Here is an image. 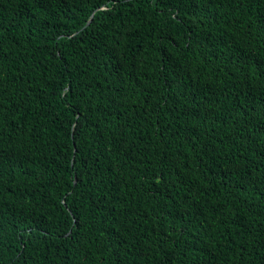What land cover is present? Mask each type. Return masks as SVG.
<instances>
[{"label":"trees","instance_id":"1","mask_svg":"<svg viewBox=\"0 0 264 264\" xmlns=\"http://www.w3.org/2000/svg\"><path fill=\"white\" fill-rule=\"evenodd\" d=\"M0 264H264V0H0Z\"/></svg>","mask_w":264,"mask_h":264}]
</instances>
